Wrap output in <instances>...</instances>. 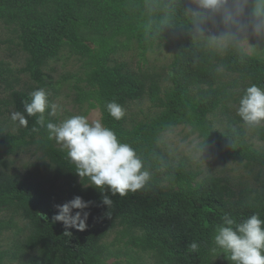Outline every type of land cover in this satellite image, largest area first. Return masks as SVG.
I'll return each instance as SVG.
<instances>
[{
	"label": "trees",
	"instance_id": "16d2710c",
	"mask_svg": "<svg viewBox=\"0 0 264 264\" xmlns=\"http://www.w3.org/2000/svg\"><path fill=\"white\" fill-rule=\"evenodd\" d=\"M262 24L259 0H223L216 10L201 9L198 0H0V27L14 36L0 39V51L16 44L26 57L17 71L0 61V215L12 213L0 219V264H230L211 251L216 226L225 214L237 222L253 214L264 219V182L261 190L237 193L227 178L204 176L185 158L174 161L162 137L189 128L201 151L222 165L256 166L261 181L264 150L250 143L249 134L264 142V126L249 131L237 108L248 86L264 88V34L251 40V54L243 46L244 33ZM133 45L145 62L156 48L173 50L167 77L154 68L133 71L120 58ZM63 52L79 68L56 85L73 81L75 103L87 105V113L99 110L101 123L136 151L149 172L144 188L123 197L107 187L105 193L85 188L36 117L25 113L28 126L15 133L3 127L10 108L24 112L31 99L33 89L15 87L20 75L50 87L46 69ZM113 101L124 110L120 120L106 109ZM144 101L149 116L129 117L131 106ZM32 149L55 183L7 174V160ZM105 194L111 207L102 204ZM75 196L92 202L88 227L64 235L63 224L53 221L55 205ZM192 242L197 252L189 250Z\"/></svg>",
	"mask_w": 264,
	"mask_h": 264
},
{
	"label": "clouds",
	"instance_id": "9594fccd",
	"mask_svg": "<svg viewBox=\"0 0 264 264\" xmlns=\"http://www.w3.org/2000/svg\"><path fill=\"white\" fill-rule=\"evenodd\" d=\"M264 5V0H259ZM199 7L216 10L223 0H198ZM195 16L202 13L196 12ZM106 109L109 115L120 120L124 116L123 108L116 102H108ZM57 114V105L50 103L48 93L40 88L31 93L30 101H25L24 112H13L11 120L21 127L28 126L27 117H36V123L47 131V138L54 140L66 151V157L74 165L75 172L81 178L83 186L93 187L101 193L107 189L113 196H125L129 191L136 192L145 187L149 172L136 151L127 143H121L116 134L105 127L99 120L89 122L85 116L77 115L54 123L46 119ZM27 114V117L25 115ZM237 115L250 127L264 123V88L252 84L239 98ZM34 131L36 129H33ZM112 200L103 195L102 204L111 207ZM91 201L81 196L55 205L57 212L54 222H61L65 228L64 235H72L68 229L83 231L88 227ZM47 220V216L43 217ZM215 254L218 250L225 255L230 264H264V219L253 214L237 222L229 215L222 217V223L215 229ZM196 242L189 245L191 252H197Z\"/></svg>",
	"mask_w": 264,
	"mask_h": 264
},
{
	"label": "rangeland",
	"instance_id": "374dc122",
	"mask_svg": "<svg viewBox=\"0 0 264 264\" xmlns=\"http://www.w3.org/2000/svg\"><path fill=\"white\" fill-rule=\"evenodd\" d=\"M5 28V27H4ZM3 27H0V39L2 41H10L14 36L11 32L7 31ZM260 34H264V24L257 27L253 32L244 33L245 41L243 46L247 53L251 54L252 44L251 40ZM124 55L120 58L127 62L131 69L135 72L138 70H147L150 68L158 69L159 73H162L163 77H167L168 67L172 62L174 51L166 48H156L154 51L148 53L146 56V62L141 59L140 52H138L133 45L129 51H121ZM0 61H4L9 64V66L17 71L25 66L26 57L23 52L17 47L16 44L10 45L5 44L0 51ZM79 68V63L70 56L69 52H63L61 59L57 62H51L47 67L46 73L50 76L51 80H47L50 87L45 88L48 96L51 99V103L57 105V114L59 123L63 120L70 118L72 116H85L88 118L89 122L99 120L101 122V114L99 110L91 111L87 113V105L81 107L75 103V92L72 90L71 86L74 84L70 81L67 84L61 86L56 85L57 82L63 75L68 73H77ZM19 90H24L27 92L40 89L38 85L33 83L29 77L25 75H20V82L15 86ZM44 89V88H43ZM151 111V106L148 101H144L141 104L132 105L130 109V114L134 120H144L149 116ZM15 112L14 108H10L9 112L4 118L3 127L9 132H16L21 126L17 122L11 120V114ZM259 126H264V123ZM251 127L248 126V130L251 131ZM191 130L189 128L179 127L173 132L165 134L162 137L164 143V150L170 155L174 161H179L181 159H188L190 163L193 164L194 168H198L204 176H214L227 178L230 182L232 189L237 193L242 192L247 188H258L262 189V182H264V173L262 174L261 181L257 180V175L260 169L256 166H249L246 168L244 164H234L232 162L222 165L219 160L214 159L206 151L203 152L199 148L200 140L197 135H190ZM249 134V141L259 149L264 150V142L259 141ZM60 146V145H59ZM35 150L26 151L21 153L18 157L10 158L7 160L8 168L6 170L7 174L14 175V173L19 174L23 178H30L36 182H43V180H51L52 175L48 171L44 170L42 165L41 154L34 156ZM53 182L50 181V185ZM48 184V183H47ZM59 184V183H58ZM57 185V184H56ZM11 212H5L0 215V219L6 218L9 220L11 218ZM8 233L7 235H9ZM11 235V234H10ZM115 233L108 240L112 242L115 239ZM115 260L109 262V264H114Z\"/></svg>",
	"mask_w": 264,
	"mask_h": 264
}]
</instances>
